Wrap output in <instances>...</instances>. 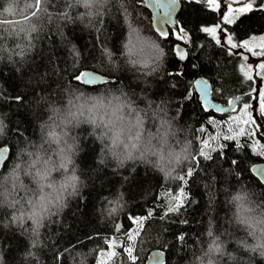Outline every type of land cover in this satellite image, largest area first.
Masks as SVG:
<instances>
[{"label": "trees", "instance_id": "obj_1", "mask_svg": "<svg viewBox=\"0 0 264 264\" xmlns=\"http://www.w3.org/2000/svg\"><path fill=\"white\" fill-rule=\"evenodd\" d=\"M179 1L177 24L184 40L172 33L162 40L143 0H0V148L10 150L0 171V264H145L155 249L166 253L164 264H201L209 259L204 253L215 237L226 251L238 253L233 264L247 257L235 241H253L234 223L229 200L238 190L247 192L252 206L264 210V186L250 173L253 164L264 163V64L255 67V84L244 55L251 47L264 54V44L259 48L264 0H255L250 11H232L227 17L234 18L232 23L220 20L213 2ZM204 28L217 29L224 42L217 43ZM228 36L248 47L232 48ZM144 42L152 49L141 48ZM177 43L187 48L186 59L175 54ZM159 49L166 55L156 60ZM144 58H151L147 69L128 63ZM87 70L111 81L84 86L79 77ZM198 78L210 84L217 103L241 96L236 108L226 114L206 110L194 91ZM116 97L135 109L129 113L125 107V116L140 113L141 139L154 134L156 148L160 121H167L168 144L183 149L187 159L169 175L164 173L172 165L161 172L151 155L117 167L105 147L109 142L95 138L101 129L89 135L91 125L69 127L67 139L75 138V148L68 171L75 168L80 178L78 194L42 220L37 236L27 199L40 193L25 173L41 167L30 168L37 152L43 160L51 155L57 161L56 145L45 143L44 132L76 105L115 104ZM63 175L60 170L51 179L60 181ZM181 190L182 207L169 211L177 207ZM214 261L229 264L227 256Z\"/></svg>", "mask_w": 264, "mask_h": 264}, {"label": "clouds", "instance_id": "obj_2", "mask_svg": "<svg viewBox=\"0 0 264 264\" xmlns=\"http://www.w3.org/2000/svg\"><path fill=\"white\" fill-rule=\"evenodd\" d=\"M89 15H92V13L90 12ZM164 55H166L164 50L159 49L156 60H161ZM128 63L133 67L139 64L141 69H147L151 66V58L137 61L129 60ZM156 70L155 68L152 69V71ZM152 71H147L145 74L151 75ZM115 99L117 101L115 104L109 101V104L105 105L101 101L90 107L88 105H76L74 111H69L62 117H57L60 121L59 125L50 126V130L44 132L45 143L56 145L53 154L57 157V161H53L51 155L47 160H43V154L37 152V158L32 161L30 168H35L37 164H40L41 167L37 168L34 173L27 170L25 173L32 176L33 182L36 183L37 190L40 193L35 200L31 197L27 199V203L31 206V212L27 215L33 221L37 236L39 235L38 229L42 227V220L50 215H55L53 209L61 211L66 208L67 206L64 204L66 197H75L78 194L77 188L81 183L80 178L76 175L75 168L70 173L68 171L73 164L72 155L75 148V138H72L73 142L71 143L67 139L70 136L67 131L69 127L79 128L82 123L91 125L92 129L89 135H92L97 128L101 129L99 135L95 138L99 143H103L104 140L109 142L105 147L108 149L109 156L116 161L117 167L122 168L126 161L136 159L146 161L147 157L151 155L156 157L155 163L161 172L172 165V168L164 173L169 175L179 166L182 160L187 159L183 149L175 151L168 144L170 125L167 121H160L158 131L163 129V131H160L159 137L161 146L156 148L151 144V140L156 138L154 134L149 133L146 142L141 139L144 120L140 113L137 112L136 116L130 119L124 115L123 109L127 107L129 113L135 111V109L128 103L121 102L119 97ZM61 125L63 127H60ZM57 127H60L59 132L55 131ZM133 129H135L134 134H130ZM171 134L174 135V133ZM165 149H167V153H165ZM5 151H8V149L6 148ZM84 151L85 149L76 155H81ZM136 153H139V155H136ZM29 155L31 156V153ZM96 163L103 164L104 161L96 160ZM60 170H63L64 173L61 180L53 181L51 179L52 175ZM112 171H116V169L113 168ZM237 176H239V173H237ZM45 189H48V191L46 192ZM82 199H86V197ZM229 203L234 206V223L242 226L247 236L253 241L252 243H247L246 240L235 241L236 246L248 254L247 257L243 258L242 264H256V260L264 262V210H260L259 206H252L253 202L249 199L248 193L239 190L232 195ZM110 211H115V209L113 208ZM217 240H219V237L213 239L208 250L204 253L205 256L209 257L206 264H220V261H214V258L225 256H227L229 264L236 262L238 253L226 251L227 245L216 243ZM33 247H35V244H33ZM29 255L36 258L34 253L29 252ZM201 264H205V262L202 261Z\"/></svg>", "mask_w": 264, "mask_h": 264}, {"label": "water", "instance_id": "obj_3", "mask_svg": "<svg viewBox=\"0 0 264 264\" xmlns=\"http://www.w3.org/2000/svg\"><path fill=\"white\" fill-rule=\"evenodd\" d=\"M145 7L151 13L152 17V27L155 33L162 39L168 40L171 36L172 30L178 25L177 16L180 10L179 0H143ZM165 19L168 20L165 23ZM175 54L179 57L180 54L185 55L187 58V48L182 44H175L173 46ZM91 81L86 83L85 81ZM79 81L82 85L87 87H94L101 85L103 83L110 82L108 79L100 74L93 71H84L80 77ZM194 91L199 97L200 103L208 111H213L219 114H226L232 112L238 102L241 100V96L231 98L227 103L221 104L217 103L211 98V86L204 78H198L194 82ZM205 92H207V102H205ZM234 101L233 108H229L228 102ZM215 106V107H213ZM7 147L0 148V171L3 168L5 162L9 158L10 150L5 151ZM251 175L257 179V181L264 186V163L253 164L250 168ZM158 257V262L157 258ZM166 260V253L162 250L155 249L151 251L146 259L145 264H164Z\"/></svg>", "mask_w": 264, "mask_h": 264}, {"label": "rangeland", "instance_id": "obj_4", "mask_svg": "<svg viewBox=\"0 0 264 264\" xmlns=\"http://www.w3.org/2000/svg\"><path fill=\"white\" fill-rule=\"evenodd\" d=\"M207 2H213V5L216 7V5H218V7H216L219 15H220V20H225L232 11H240V9L242 7H244V0H206ZM232 17V16H230ZM219 27V24L218 26ZM172 35L176 38H178L179 40H184L185 36L182 32V29L179 27V25H177L173 30H172ZM222 35V34H220ZM220 37V36H219ZM222 37V36H221ZM223 42L225 38H220ZM145 45L143 46V44H141V48H151L153 46L151 45H147L146 42H144ZM264 44V40H262L261 38L259 39V48L263 47ZM245 57L247 59V67L249 69V75H251L253 77L254 83L256 84L258 80L257 77L254 75V70L256 69L255 67L259 64H264V54L260 51H255L253 50V48L251 47L249 51L245 52ZM236 118V117H235ZM206 264V263H205Z\"/></svg>", "mask_w": 264, "mask_h": 264}, {"label": "snow or ice", "instance_id": "obj_5", "mask_svg": "<svg viewBox=\"0 0 264 264\" xmlns=\"http://www.w3.org/2000/svg\"><path fill=\"white\" fill-rule=\"evenodd\" d=\"M197 2H199V0H197ZM254 3H255V0H244V7H242L240 9V12L250 11L253 8ZM216 7H218V5H216ZM167 22H168V20L165 19V23H167ZM225 22L226 23H232V22H234V18L233 17H229V18H227L225 20ZM241 22H243V21H241ZM203 31L206 32V33L211 34L213 36V38L216 39L217 43H220L221 42L220 38L216 36L217 29H215V28H204ZM261 39L264 40V37H262ZM185 42L187 43V41H185ZM226 42L232 48H236V47H245V48H247L248 47L247 43H245L243 45H238V44L234 43L231 36H228L226 38ZM179 58L181 60H183V59H185V55L180 54ZM261 68L264 69V65H261ZM244 74H245V76L248 79H251V77L248 75L247 71ZM85 82L86 83H90L91 81H87L86 80ZM205 102H207V92H205ZM228 105H229V108H233L234 101H229L228 102ZM213 107H215V106H213ZM248 107H250V106H247V105L245 106V109H244L245 112L247 111V108ZM261 111L264 112V104L261 105ZM248 120L251 121V117L250 116L248 117ZM253 123H255V122H253ZM238 134L239 135H243L244 134V129H241ZM230 138H235V137H230ZM205 147L206 148L208 147V144L207 143H205ZM201 155H203L206 159L210 158L207 152H203L202 151L201 152ZM189 175H191L190 172H189ZM181 179H183V178H181ZM183 199H186V197H185V195L183 193V190H181V192H180V198L177 199V207L170 208L169 211H173V212L174 211H178L179 210V207H182ZM129 238L130 239H134V236L129 237ZM181 239H183V237H181ZM109 243L111 244L112 242H109ZM128 254H129L130 257L132 256V248L131 247L128 248ZM112 255H114V253H112ZM133 259H134V257H133ZM156 259H157V262H158V257Z\"/></svg>", "mask_w": 264, "mask_h": 264}]
</instances>
